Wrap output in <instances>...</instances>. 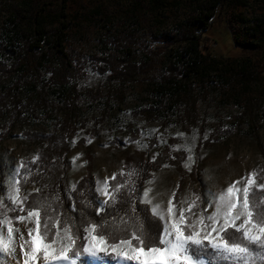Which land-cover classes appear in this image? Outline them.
<instances>
[{
    "label": "rangeland",
    "instance_id": "obj_1",
    "mask_svg": "<svg viewBox=\"0 0 264 264\" xmlns=\"http://www.w3.org/2000/svg\"><path fill=\"white\" fill-rule=\"evenodd\" d=\"M130 1L81 0L89 8L90 15L89 18L83 17L74 27L69 46L72 55L69 81L76 87L70 99L76 96L75 100L82 107L79 114L80 127L68 156L71 162L74 157L79 156L75 165L72 162L73 167L68 177L70 186L77 184L87 171L89 163L95 178L103 179L120 172L130 154L145 153L152 159L155 154L161 155L167 150L164 156L168 153L169 159L154 173L151 179L153 183L144 186L151 187V195L156 197V201L165 204L177 185V199L195 193L203 200L208 189L218 191L254 169L264 170V68L260 79L251 80L250 89H246L244 85L235 87L229 82L219 84L217 81L220 70L218 73H211L209 80L212 84L206 88L194 83V109L189 105L192 103L191 98L188 103L186 99H180L176 107L174 104L169 107L172 92L169 89L162 102H158V92L165 88L156 83L165 82L164 78L170 73L169 67L173 63L171 54L181 45L175 44L166 52L163 51L156 58L157 67L148 74H139L131 83L123 84L121 79L111 78L112 65L106 60L110 52L121 55L125 50L124 42L130 40L129 36L125 37V30L130 23L124 16ZM187 1L181 0L177 6L179 16L185 13ZM99 6L107 10L108 16L104 12L93 11ZM258 11L259 2L249 0V15L254 16ZM159 16L166 19L164 26L169 28L174 14L162 10ZM3 19L0 20V30ZM217 28L222 33L219 36L216 33L215 37L210 33L211 38L203 40V49L220 61V67L228 58L242 60L245 51L235 47L223 24H219ZM158 32L157 23L153 20L137 32L135 48L139 54L143 51L153 55L157 53V45H160ZM262 61L264 63V56ZM42 75L44 81L37 83L38 88L44 87L46 94L54 97L55 81L49 79L51 74L48 71L42 72ZM181 75L179 72L177 78ZM43 82L47 83L44 85ZM110 86L122 88L124 99L120 100L121 95L117 90H109ZM16 92L22 97L25 89H17ZM246 98L256 103L250 115L246 113L247 107L241 106ZM164 101L167 104L163 106ZM155 105L160 108V112L152 116L153 112L149 108ZM191 110L193 115L190 116ZM46 129H51L48 122L26 118V111H21L10 136L0 145V173L3 180L10 164L21 159L32 160L40 151L41 143L30 139L29 134ZM153 129L158 131L148 135ZM178 133H184V136L180 137ZM161 139L165 143H160ZM137 140L141 144L146 143L148 147L142 148L133 142ZM185 145L191 146V154L195 160L190 171L184 166L189 155ZM175 146L180 147L177 150ZM195 169L198 171L199 181L194 180L190 174ZM260 173L264 176V171ZM259 182L264 183V180ZM34 188L31 186L30 190ZM89 260L95 264L108 262L104 257Z\"/></svg>",
    "mask_w": 264,
    "mask_h": 264
},
{
    "label": "trees",
    "instance_id": "obj_2",
    "mask_svg": "<svg viewBox=\"0 0 264 264\" xmlns=\"http://www.w3.org/2000/svg\"><path fill=\"white\" fill-rule=\"evenodd\" d=\"M257 1L259 11L254 16L248 13L249 0H188L185 13L179 16L176 8L181 0H131L130 6L124 11V16L130 23L125 30V37L129 36L130 40L124 42L125 50L121 55L110 52L106 58L112 65L111 78H119L123 84L131 83L139 74H148L155 69L156 58L163 51L179 44L182 47L174 49L171 54L173 63L169 67L170 73L164 78L165 82L156 83L157 86L165 88L158 92V102H162L166 90L169 89L172 91L169 107L172 104L176 107L180 99H186L188 103L191 98L192 103L189 105L194 109V83L206 88L212 84L209 80L210 74L218 73L219 70L220 78L217 83L229 82L232 86L244 85L246 89H250L251 80L260 79L264 68V0ZM162 10L174 14L169 28L164 26L166 19L159 16ZM93 11L104 12L108 16L107 10L102 6ZM89 15V8L81 0H0V20L4 18L0 30V145L10 136L14 123L23 110L26 111V118L40 119L50 124L49 130L29 134L30 139L41 143L37 153L40 160L33 165V168L38 166L40 171L24 187L26 191H31V186L40 188L41 194L59 191L66 212L71 204L66 193L70 188L68 177L73 167L68 156L80 127L79 114L82 110L75 100L76 96L70 99L76 87L69 81L72 73L69 46L74 27L83 17L89 18ZM151 20L156 21L159 28L158 51L155 55L144 51L139 54L135 48L137 32ZM219 24H223L229 31L235 47L245 51L242 60L228 58L222 67L219 60L203 49V40L211 38L210 33L214 37L216 33L218 36L222 33L217 28ZM46 71L51 74L49 79L55 81L54 97L47 95L44 87L37 86L38 82L44 81L42 72ZM179 72L182 75L177 78ZM22 88L25 89V94L21 97L16 90ZM112 89L120 93V100L124 99L122 88L110 86L109 90ZM164 104L167 102L164 101L162 105ZM254 104L256 103L246 98L241 106L247 107L246 113L250 115ZM149 109L153 112L152 116L160 112L156 105ZM167 151L157 156L155 161L145 153H133L126 158L122 169L127 171L136 168L139 172V177H134L138 193L146 185L145 181L151 180L154 173L169 159L168 153L164 156ZM197 172L195 169L190 174L194 180L199 181ZM117 179H121L119 175ZM95 180L92 165L89 163L87 171L77 182V191L71 193L73 198H77V193L83 188L85 195L92 199L87 190L94 186ZM0 181H3L1 173ZM175 191L177 195L178 188ZM79 207L77 199V208ZM137 207H141L138 202ZM88 212L95 218L93 209ZM89 264L95 263L89 260Z\"/></svg>",
    "mask_w": 264,
    "mask_h": 264
},
{
    "label": "snow or ice",
    "instance_id": "obj_3",
    "mask_svg": "<svg viewBox=\"0 0 264 264\" xmlns=\"http://www.w3.org/2000/svg\"><path fill=\"white\" fill-rule=\"evenodd\" d=\"M184 148L190 171L192 148ZM39 160L36 154L29 162L10 164L0 181V264H89L101 257L108 264H264V183L259 182L264 170L254 169L218 191L208 189L203 200L195 193L177 199L173 190L165 204L151 195V187L138 193L136 168L121 169L95 180L87 190L92 199L83 188L73 198V183L66 212L59 191L25 190L40 171L33 168Z\"/></svg>",
    "mask_w": 264,
    "mask_h": 264
}]
</instances>
